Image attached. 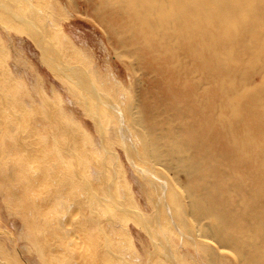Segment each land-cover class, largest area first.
<instances>
[{
    "label": "bare ground",
    "instance_id": "6f19581e",
    "mask_svg": "<svg viewBox=\"0 0 264 264\" xmlns=\"http://www.w3.org/2000/svg\"><path fill=\"white\" fill-rule=\"evenodd\" d=\"M10 1L1 0L0 8L9 12ZM83 1L87 11L84 9L82 13L87 12L102 28L134 78L133 89L124 94L119 111L123 112L128 137L134 142V145L129 142L130 148L141 158L138 165L162 179V183L156 180L162 185L154 183L155 179L151 184L154 183L155 192L159 186L164 187L161 199L170 211L171 221L189 230L187 233L194 236L207 264H227L229 259L233 264H264V0H67V3L78 12ZM44 32L50 35L46 28ZM142 82L146 85L142 86ZM18 113L19 121L13 117ZM11 116L12 126L17 128L18 123L22 130L14 143L5 140L3 134ZM40 120L45 121V116ZM28 129L29 134L25 133ZM34 131L29 111L13 101H5L0 90V145L5 143L4 148L0 146V157L15 156L22 149L29 162L42 164L30 176L26 175L30 180L29 194L34 198L33 209L54 207L58 195L53 198L46 189L53 183L61 185L59 195L63 196L60 200L63 205L72 206L69 216L61 210L59 217L49 219L50 230L57 227L66 233L67 239L61 246L48 248L46 258L53 262L50 264L119 263L118 253L104 252L93 231V220L101 222L103 218L92 220L91 214H86V193L80 189V178L85 179L88 195L94 194L98 187L87 163L78 165L79 171L75 173L70 164H62L54 156L52 143L43 145L33 135ZM122 148L125 151L126 144ZM13 163L8 165V177L17 178L23 165ZM118 185L114 186L115 195ZM167 185L172 187L168 195ZM44 188L47 192L41 190ZM110 188L111 185L108 186L111 193ZM77 191L85 194L75 196ZM122 194L129 203H134L124 187ZM12 196L20 198L24 205L29 204L18 189H14ZM141 216L135 210L134 220L143 223Z\"/></svg>",
    "mask_w": 264,
    "mask_h": 264
},
{
    "label": "rangeland",
    "instance_id": "374dc122",
    "mask_svg": "<svg viewBox=\"0 0 264 264\" xmlns=\"http://www.w3.org/2000/svg\"><path fill=\"white\" fill-rule=\"evenodd\" d=\"M83 2L79 4L78 12L67 3V0H16V3L12 0L7 2L9 12L0 8V90L3 92V97L5 101H13L29 111V121L35 126L33 135L35 134V138L43 145L52 143L54 156L59 158L62 164H70L76 173L79 171L78 165L81 167L82 164L87 163L93 182H97L99 188L94 189V194L88 195V186L85 187L83 181L85 179L81 177L82 188L78 186L76 190L80 188L86 193L84 195L88 206L86 214H91L92 220L104 219H100L101 222L93 220V231L103 245L104 252L118 253L116 256L121 261L118 260L117 264H207L194 236L187 233L189 230L171 221L170 211L164 206V199H161L164 187L162 189L159 186L157 192L154 191L153 184L156 180L162 183V179L156 175L157 173L153 174L138 165L141 158L139 159L132 147L130 148V144L134 145V142L128 137L124 118L122 119L123 112L119 111L122 108L120 101L124 100V94L131 93L133 89L134 78L127 65L116 55L102 28L87 15V12L86 15L83 14L87 8ZM28 18L30 20L32 18V21ZM27 23L32 25L27 26ZM45 28L50 35L47 36L44 32ZM43 38L44 41L47 39L46 42ZM47 41L51 44H47ZM141 85L145 86L146 83L142 82ZM114 102L119 107H115ZM42 115L45 116V121L40 120ZM13 117L17 121L21 119L19 113ZM13 117L9 119L8 130L3 134L5 140L14 143L16 137H21L22 130L18 123L17 128L12 126ZM29 130L25 133L29 134ZM123 143L126 144L125 151L122 148ZM0 146L4 148L5 143ZM20 151L9 158L0 157V264H50L53 262L46 258L48 248L63 245L67 238H65L66 233L57 227L53 230L56 233L53 232L55 226L50 230L49 219L59 217L58 211L61 210L66 212V217L69 216L72 206L63 205V201H60L63 196L59 195L62 192L61 185L55 186L53 183L46 188L48 192L45 188L41 190L46 191L47 195L50 194L53 198L57 195L60 197H57L58 201H53L54 207L33 209L34 198L27 188L30 185L27 176H30L33 169H40L42 164L29 162L25 156L26 151L22 149ZM131 156L132 161L129 160ZM11 162L23 165L21 166L23 170L20 169L17 178L14 175L8 177L7 169ZM31 165H35L34 168L30 167ZM37 174L39 175L40 172ZM162 174V178L166 180L164 173ZM100 179H103L102 182ZM111 181L112 183L108 184ZM151 181L154 183L151 184ZM116 182L119 184L118 195L113 193L116 190L114 188ZM109 185H111V193L108 190ZM123 187L127 196L130 198L131 195L134 201V203L130 202L131 205L126 198H123ZM16 188L22 196L24 195V201H29V204L26 203L27 206L22 200L20 201V198L16 199L12 196L14 189L17 191ZM171 188L167 185V195L168 191L171 192ZM85 193L77 191L75 196L78 194L83 196ZM87 195L94 201L92 205ZM112 195L116 196V201ZM35 197L37 200V194ZM117 198L123 200L122 203H119ZM38 199L41 200V196H38ZM135 210L141 213L143 223L134 220ZM42 214L41 223L39 217ZM106 214L107 216L111 214L108 216L109 220ZM100 227L104 230L102 231ZM51 233L55 236L53 237ZM104 236L107 239L109 236L111 240H106ZM52 241L58 244H53ZM233 263L232 259L227 261V264Z\"/></svg>",
    "mask_w": 264,
    "mask_h": 264
}]
</instances>
